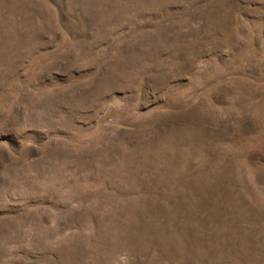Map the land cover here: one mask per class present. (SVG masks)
<instances>
[{"label":"rangeland","instance_id":"obj_1","mask_svg":"<svg viewBox=\"0 0 264 264\" xmlns=\"http://www.w3.org/2000/svg\"><path fill=\"white\" fill-rule=\"evenodd\" d=\"M0 264H264V0H0Z\"/></svg>","mask_w":264,"mask_h":264}]
</instances>
